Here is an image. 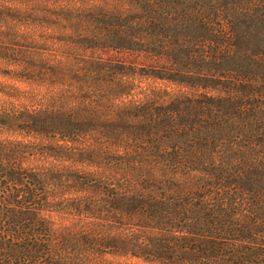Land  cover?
I'll return each mask as SVG.
<instances>
[{
	"label": "trees",
	"instance_id": "16d2710c",
	"mask_svg": "<svg viewBox=\"0 0 264 264\" xmlns=\"http://www.w3.org/2000/svg\"><path fill=\"white\" fill-rule=\"evenodd\" d=\"M14 13L0 9V21ZM65 19L93 24L104 45L164 53L162 77L189 90L153 110L133 104L136 123L118 114L131 133L163 134L127 163L151 188L131 232L84 216L106 204L129 213L133 196L60 200L63 174L26 168L24 144L0 143V264H105L107 252L148 264H264V0H103Z\"/></svg>",
	"mask_w": 264,
	"mask_h": 264
},
{
	"label": "rangeland",
	"instance_id": "374dc122",
	"mask_svg": "<svg viewBox=\"0 0 264 264\" xmlns=\"http://www.w3.org/2000/svg\"><path fill=\"white\" fill-rule=\"evenodd\" d=\"M23 1L0 0V9L10 6L18 14L8 16L7 23L0 21V143L24 144L21 161L26 168L63 174L65 190L55 196L60 200L102 202L115 190L133 196L129 213L124 206L106 204L101 215L84 218L103 215L102 222L125 227V232L136 230L134 221L146 208L135 202H142L151 188L135 165L127 168V163L139 151L155 149L152 138L163 134L131 133L118 114L128 112L125 120L136 123L133 104L140 111L153 110L189 89L162 77L171 62L164 53L104 45L93 24L72 26L65 19L70 9L103 0ZM17 8L46 10L47 16L29 19ZM102 102L112 109L101 111ZM102 112L111 115L103 117ZM43 116L49 118L44 121ZM76 117L78 123L72 124ZM41 127L49 130H37ZM127 262L148 264L130 254L104 255L105 264Z\"/></svg>",
	"mask_w": 264,
	"mask_h": 264
}]
</instances>
